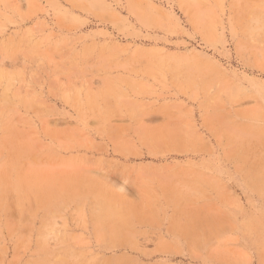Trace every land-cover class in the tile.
<instances>
[{"label":"rangeland","instance_id":"rangeland-1","mask_svg":"<svg viewBox=\"0 0 264 264\" xmlns=\"http://www.w3.org/2000/svg\"><path fill=\"white\" fill-rule=\"evenodd\" d=\"M0 264H264V0H0Z\"/></svg>","mask_w":264,"mask_h":264}]
</instances>
